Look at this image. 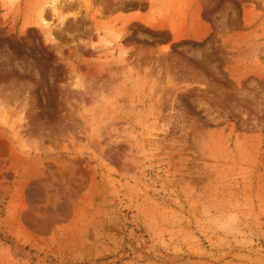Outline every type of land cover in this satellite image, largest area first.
Here are the masks:
<instances>
[{"label": "rangeland", "instance_id": "1", "mask_svg": "<svg viewBox=\"0 0 264 264\" xmlns=\"http://www.w3.org/2000/svg\"><path fill=\"white\" fill-rule=\"evenodd\" d=\"M0 264H264V0H0Z\"/></svg>", "mask_w": 264, "mask_h": 264}, {"label": "trees", "instance_id": "2", "mask_svg": "<svg viewBox=\"0 0 264 264\" xmlns=\"http://www.w3.org/2000/svg\"><path fill=\"white\" fill-rule=\"evenodd\" d=\"M196 42H194V44H195Z\"/></svg>", "mask_w": 264, "mask_h": 264}]
</instances>
